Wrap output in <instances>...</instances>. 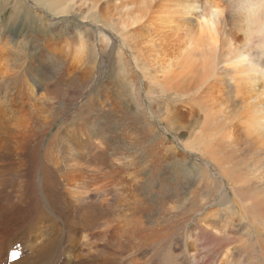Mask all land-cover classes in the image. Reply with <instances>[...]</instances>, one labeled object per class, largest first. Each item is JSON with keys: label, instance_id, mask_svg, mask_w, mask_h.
Segmentation results:
<instances>
[{"label": "bare ground", "instance_id": "6f19581e", "mask_svg": "<svg viewBox=\"0 0 264 264\" xmlns=\"http://www.w3.org/2000/svg\"><path fill=\"white\" fill-rule=\"evenodd\" d=\"M100 1L71 0L93 17ZM126 2L123 6L134 10L119 23V56L127 47L133 51L128 43L134 41V65L143 78L152 75L146 85L206 108L205 132L187 147L220 167L223 148H233L239 137L238 124L221 127L229 100L236 103L231 120L240 119L244 141L255 136L264 143V0ZM46 5L56 16L68 8L57 0ZM98 41L109 44L103 33ZM13 47L11 33H0V264H250L205 229L193 240L192 231L175 223L174 209L158 216L138 189L142 179H128L121 164L109 165L102 143L81 132L77 122L44 142L52 113H35L30 100L46 103V72L53 66L36 68L34 57L23 65ZM79 50L75 62L81 64L89 54L84 44ZM56 54L55 49L47 59L57 61ZM124 68L132 70L129 60ZM227 82L232 99L225 97ZM24 90L29 97L22 100ZM261 202L247 212L254 213L257 204L262 210Z\"/></svg>", "mask_w": 264, "mask_h": 264}, {"label": "rangeland", "instance_id": "374dc122", "mask_svg": "<svg viewBox=\"0 0 264 264\" xmlns=\"http://www.w3.org/2000/svg\"><path fill=\"white\" fill-rule=\"evenodd\" d=\"M57 2L68 7L63 15L52 14L46 0H0V33L13 36L16 60L26 65L34 57L36 68L53 66L44 79L46 103L30 100L35 113H52L44 142L55 130L77 122L81 132L86 130L94 142L102 143L109 165L121 164L128 179H142L138 189L155 204L158 216L172 208L175 223H182V231H192L193 240L205 229L225 243V250H234L236 257L264 264V208L258 209L260 201L264 203V143L255 136L244 141L240 119L231 120L234 100L228 101L229 113L224 111L221 127L238 124L239 137L233 148H223L224 162L221 159L218 168L200 151L187 147L197 133L205 132L204 104L146 85L152 75L143 78L134 65L133 52H138L134 41L128 39L133 51L127 47L125 56H119V23L134 7H124L126 0H101L93 17L71 0ZM100 33L109 38L107 46L99 43ZM160 37L158 33L155 38L158 44ZM80 44L89 54L81 64L75 62L82 54ZM55 49L58 60L47 59ZM128 60L131 71L124 68ZM228 86L227 82L225 97L232 99ZM22 94V100L29 97L27 90ZM213 109L218 113V106ZM107 167L104 170L109 171ZM255 201L251 214L247 207ZM176 237H181L178 230Z\"/></svg>", "mask_w": 264, "mask_h": 264}]
</instances>
